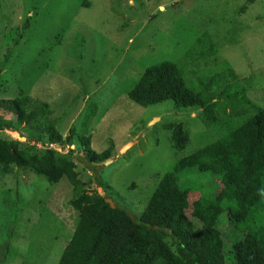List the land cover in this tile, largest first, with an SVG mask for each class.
<instances>
[{
  "label": "rangeland",
  "instance_id": "374dc122",
  "mask_svg": "<svg viewBox=\"0 0 264 264\" xmlns=\"http://www.w3.org/2000/svg\"><path fill=\"white\" fill-rule=\"evenodd\" d=\"M184 22L187 28L181 29ZM63 27L62 40L52 48ZM16 28L23 35L5 61L4 34ZM204 31L215 42L216 54L210 58L215 61L195 71L188 67L189 85L199 88L216 71L232 68L248 98L264 106V0H0V79L49 102L54 116L65 112L61 132L65 136L74 128V144L55 148L73 150L89 192L111 198L139 218L178 159L170 124L183 123L191 151L245 118L221 111L224 126L216 125L198 107H178L171 100L143 106L128 96L149 65L179 59ZM48 45L46 68L34 72L40 65L34 58ZM91 112L87 128L84 121ZM10 119L0 111L1 121ZM23 132L0 130V136L19 138ZM84 136H90V148L98 152L113 141L114 155L90 164L81 149ZM198 178L207 179L195 173L186 184ZM72 195L66 178L51 185L17 167L0 174V264H57L79 218L70 204Z\"/></svg>",
  "mask_w": 264,
  "mask_h": 264
},
{
  "label": "trees",
  "instance_id": "16d2710c",
  "mask_svg": "<svg viewBox=\"0 0 264 264\" xmlns=\"http://www.w3.org/2000/svg\"><path fill=\"white\" fill-rule=\"evenodd\" d=\"M178 26L187 28L185 22ZM63 31L64 27L57 32L52 48L62 40ZM19 33L18 28L5 31V61L10 48L19 43L23 32ZM51 47L39 50L40 57L34 59L40 65L34 72L46 68L44 53ZM214 54L215 42L204 31L179 59L149 65L128 91L129 98L143 106L171 100L178 107L201 108L211 124L223 125L218 118L221 111L245 117L240 125L221 131L216 141L191 151L183 123L170 124L178 159L162 176L139 218L117 203L112 207L106 196L89 192L76 170L73 150L55 148L74 144V128L65 136L61 132L66 113L54 116L49 102L0 79V111L12 117L0 120V130H23L20 136L26 137L22 141L0 136V174L17 167L51 185L66 178L73 188L70 204L79 218L57 264H264V106L248 98L232 68L216 71L199 88L189 85L187 68L203 69L215 61L210 59ZM217 85L222 88L211 89ZM93 118L92 112L86 116L87 128ZM79 139L92 165L114 155L113 141L98 152L90 148V136ZM195 173L207 179L186 184L187 176ZM193 193L198 195L191 198Z\"/></svg>",
  "mask_w": 264,
  "mask_h": 264
},
{
  "label": "water",
  "instance_id": "95a60500",
  "mask_svg": "<svg viewBox=\"0 0 264 264\" xmlns=\"http://www.w3.org/2000/svg\"><path fill=\"white\" fill-rule=\"evenodd\" d=\"M19 139H20V140H25L26 137H25V136H19ZM108 160H109V159H108ZM106 200L110 203V205H111L112 207H115V204L113 203V200H112L111 198H107Z\"/></svg>",
  "mask_w": 264,
  "mask_h": 264
},
{
  "label": "bare ground",
  "instance_id": "6f19581e",
  "mask_svg": "<svg viewBox=\"0 0 264 264\" xmlns=\"http://www.w3.org/2000/svg\"><path fill=\"white\" fill-rule=\"evenodd\" d=\"M128 149V148H127Z\"/></svg>",
  "mask_w": 264,
  "mask_h": 264
}]
</instances>
